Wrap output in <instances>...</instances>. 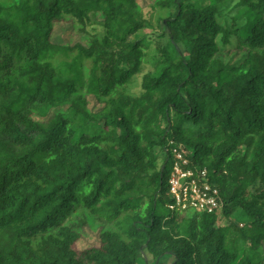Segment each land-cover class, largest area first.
<instances>
[{"label": "trees", "instance_id": "1", "mask_svg": "<svg viewBox=\"0 0 264 264\" xmlns=\"http://www.w3.org/2000/svg\"><path fill=\"white\" fill-rule=\"evenodd\" d=\"M230 1L0 0V264H264V0ZM175 147L219 210L169 208Z\"/></svg>", "mask_w": 264, "mask_h": 264}, {"label": "built area", "instance_id": "2", "mask_svg": "<svg viewBox=\"0 0 264 264\" xmlns=\"http://www.w3.org/2000/svg\"><path fill=\"white\" fill-rule=\"evenodd\" d=\"M169 192L172 210L213 213L222 202L218 187L210 181L209 169L191 165L189 152L184 147L173 149Z\"/></svg>", "mask_w": 264, "mask_h": 264}, {"label": "rangeland", "instance_id": "3", "mask_svg": "<svg viewBox=\"0 0 264 264\" xmlns=\"http://www.w3.org/2000/svg\"><path fill=\"white\" fill-rule=\"evenodd\" d=\"M139 1L143 5V8L145 10L146 15L149 16V18L152 20V22L156 20V18L159 14L164 15V12H161V11H157L156 13L152 12L150 7L148 6L149 4L146 3V0H139ZM234 2H235V0H231L229 6L227 8L225 7L224 10H230V12H231L230 14H233L234 11H231L230 8L233 7ZM171 14H172V10L165 11V16H168ZM145 31L148 33V37L150 39V44L148 47V56H147V60L145 61V63H146V67H148V66L151 67V65H152L151 60L154 58V55L158 52V48H159L158 41L160 38L157 35H158V33H160V31L155 30L153 28H147V29H145ZM56 36H57V38H56L57 41H62V40L66 39V36L63 34V32L60 29L56 31ZM222 55H223V59H225V60L230 59L231 61H237L240 57V52L236 50V48L233 46V44H227L224 46V49L222 50ZM139 87H140V76H138L135 79V81L130 85V90L133 93H136L139 90ZM236 214H237V212H235L231 218H234L236 216ZM222 221H223L222 224L225 225V224H228L230 220L223 218ZM98 241H99L98 230H93V229L86 227L84 234L77 241L76 245L78 248L81 249V248H85V247H88L91 245H95L98 243ZM149 261H150V256H149Z\"/></svg>", "mask_w": 264, "mask_h": 264}]
</instances>
